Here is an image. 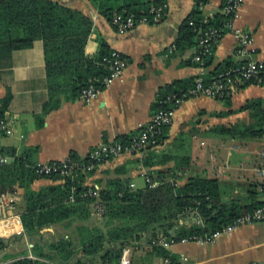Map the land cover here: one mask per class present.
Wrapping results in <instances>:
<instances>
[{"label": "crops", "instance_id": "crops-1", "mask_svg": "<svg viewBox=\"0 0 264 264\" xmlns=\"http://www.w3.org/2000/svg\"><path fill=\"white\" fill-rule=\"evenodd\" d=\"M54 1L78 9L93 20L96 32L87 47L89 54H94L98 50L96 37L97 33H100L111 49L120 51L127 57L129 68L111 86L103 88L98 99L90 103L81 98L74 101L62 99L57 109L44 116L43 124L39 127V116L43 114L44 105L50 98L44 45L42 41H37L30 49L14 51L0 66V108L3 99L11 93L12 102L5 112L15 119L14 133L10 136H0V149L4 153L0 160L7 158L8 163L25 156L31 164L62 161L72 155L85 159L102 142H117L121 136L138 133L140 124L148 123L156 112L157 99L166 94V87L174 82L200 76L211 77L212 72L226 61L233 65L249 60L264 61V0H246L240 18L236 21L237 27L252 40L250 55L240 56L235 37L231 33H226L206 59L204 67L193 61L196 46L169 53V48L179 38L183 23L195 8V0H167V14L161 23L139 25L126 34L118 33L110 21L100 15L88 0ZM224 3L225 0H211L204 14L213 18L218 14L222 15L221 8ZM259 98L264 99V81L234 89L230 105L223 100L205 96L189 98L178 110L172 125L168 128L165 134L167 138L152 150L157 154L189 155L192 158V169L185 173L183 180L179 182L180 185L193 173L207 177V173L213 172L220 177L208 178L218 179L228 193L245 198L252 189L256 190L258 200L264 202V178L256 174L260 153L249 169L252 173L246 174L248 170L245 167L252 162L250 158L252 153L245 155L249 159L246 157L234 161L230 157L241 152V144L237 140H231L234 142L231 149L223 144L220 154L211 156L209 160L213 164L210 166H214L212 168L208 163L206 165L204 159L206 157L203 154L207 148L201 150L197 145L199 139L197 135L187 132V128L197 122H201L198 125L203 127L201 130L220 125L248 123L249 112L240 109L247 102ZM221 113L227 115L216 116ZM180 134L191 136L188 145L184 142L183 147L179 145L182 144L178 139ZM241 142L249 146L262 143L264 145V139ZM207 145L201 142V146H210ZM148 152L149 150L141 155L124 154L101 163L85 180V185L100 187L110 180L123 179L129 180L130 184H135L137 188L136 181L139 177L146 182L145 174L148 169L140 160ZM236 162V167H244L245 173L227 176V172ZM173 166L174 162H169L160 167ZM59 183L60 181L43 178L36 180L31 188L39 191ZM13 190L0 191V196L15 195L19 208L24 190L19 186ZM18 208L17 217L0 221V243L3 242V248H0V264L25 258L26 253L29 254L27 255L29 258H35L32 249L41 241L47 243L69 237L78 241L80 238L76 234L78 227L92 228L100 222L95 211H92L88 221L78 222L69 228L64 225L52 226L44 229L41 237L32 238L25 234ZM5 210V206L0 202V219L5 216ZM197 221L196 217L183 219L179 226L189 227ZM58 228H62L61 235L55 232ZM169 252L175 256L176 264L264 262V222L241 226L214 243L177 244L171 247ZM164 260V257L146 246L135 255L134 262L165 264Z\"/></svg>", "mask_w": 264, "mask_h": 264}, {"label": "trees", "instance_id": "trees-1", "mask_svg": "<svg viewBox=\"0 0 264 264\" xmlns=\"http://www.w3.org/2000/svg\"><path fill=\"white\" fill-rule=\"evenodd\" d=\"M88 1L112 23L115 13L142 16L152 6L165 4L167 0ZM203 18V11L193 10L181 27L175 42L176 50L194 46L197 48L199 31L206 27L202 24ZM225 19L224 15L218 14L210 25L219 27ZM192 20L194 25L190 24ZM95 32L94 22L89 16L57 1L0 0V66L14 51L30 49L37 41H42L44 45L50 98L44 105L43 114L39 116V127L43 124L44 116L57 109L62 99H79L91 83L109 74L103 59L113 49L100 33L96 37L98 50L94 54L87 52ZM238 65L226 61L212 72L211 77H200L204 78V84L208 86L221 73ZM196 80L193 78L174 82L166 87V94L159 98L193 88ZM254 83H246L241 87ZM12 98V94L8 93L2 101L0 113L8 109ZM223 101L230 105V98ZM155 106L157 111L158 104ZM240 111L249 112L248 123L220 125L209 130V134L241 141L264 139V99H253ZM223 115L227 113L216 114L217 117ZM170 126L162 129L156 144L140 160L155 185L147 184L144 188L132 189L129 180L114 179L99 187L98 198L84 196L89 189H95V186L85 185V180L95 170L74 178L43 177L60 183L34 191L32 184L43 179L35 173L37 164L29 163L26 156L7 164L0 161V191H14L16 186L24 190L19 208L16 203V212L18 208L25 234L29 237H41V232L52 226L64 225L69 228L78 222L88 221L98 202L105 207L104 217L98 225L77 228L75 233L80 237L78 241L70 237L47 243L41 241L32 249L35 258H29L26 253L25 258L4 264H118L123 249L129 244H134L136 248L152 247L154 253L176 264V258L169 250L154 243L157 237L174 235L180 239L190 235L205 236L264 206V202L258 200L256 190H249L245 198L235 196L228 193L215 178L193 173L180 185L185 173L192 169V158L189 155L157 154L152 150L167 138L165 134ZM134 135L121 136L117 142L126 145ZM183 135L178 137L181 147L184 146ZM185 135L191 138L189 134ZM3 154L0 149V156ZM71 157L79 160L76 155ZM169 162H174V166L160 167ZM193 217L202 223H194L189 227L179 226L181 220ZM0 248H3V242Z\"/></svg>", "mask_w": 264, "mask_h": 264}, {"label": "built area", "instance_id": "built-area-1", "mask_svg": "<svg viewBox=\"0 0 264 264\" xmlns=\"http://www.w3.org/2000/svg\"><path fill=\"white\" fill-rule=\"evenodd\" d=\"M246 0H227L221 8L222 15L226 17L222 25L215 27L210 25L213 16L204 14L202 24L205 29L199 31L198 45L196 53L193 56V61L204 67L206 58L209 57L213 50L220 43L226 33H231L238 42V53L242 57L250 55L252 40L248 34L237 27L236 21L240 18L241 10ZM211 0H202L195 2V8L199 11H205ZM167 3L154 5L150 8L147 14L137 16L135 14L115 13L112 18V25L120 34H126L139 25L159 24L163 21L167 14ZM194 25V20L190 22ZM176 50V44H172L169 48V53ZM103 64L109 70V74L96 82L91 83L83 90L80 98L90 103L98 99L103 88L111 86L116 80L120 79L125 71L129 68L127 57L120 51L112 50L110 55L104 57ZM264 81V61L249 60L238 66L221 73L210 85L204 84V78L199 77L196 80V85L185 91L178 93L167 94L158 98V110L152 116L151 120L146 124H140L139 131L131 137L128 144L121 142H102L96 146L85 159H74L68 157L62 161H53L48 163H39L35 167V173L39 178L46 176L60 177H79L81 174L93 172L98 165L110 159L118 158L124 154L137 155L142 154L150 147L156 144L157 136L161 134L162 129L172 125L178 110L183 106L187 99L196 96H205L213 99L224 100L231 98L234 89H239L246 83H262ZM100 83V85H98ZM15 119L4 113H0V136H10L14 133ZM1 163L7 164L8 159L3 158ZM256 174L260 178H264V149L260 153L259 167L256 169ZM147 184L154 186L151 179L145 174ZM130 187L135 189V184L131 183ZM84 196L99 197V187L89 189ZM73 199V197H72ZM0 202L5 206V216L0 219L17 217L16 215V197L15 195L0 196ZM94 211L99 220H102L105 214V207L98 202L94 206ZM264 222V206L256 208L254 211L240 216L234 222L222 229L216 230L208 235H190L177 239L174 235L170 237L161 235L156 238L154 243L169 250L177 244H198L205 245L214 243L223 236L230 235L241 226L251 225L253 223ZM197 224L202 221L198 220ZM152 249V247H150ZM142 247L135 248L134 244L127 245L123 251L118 264H135V255L141 251ZM165 264H173L172 260L165 258ZM252 264H264V262H253Z\"/></svg>", "mask_w": 264, "mask_h": 264}, {"label": "rangeland", "instance_id": "rangeland-1", "mask_svg": "<svg viewBox=\"0 0 264 264\" xmlns=\"http://www.w3.org/2000/svg\"><path fill=\"white\" fill-rule=\"evenodd\" d=\"M200 124H201V122L191 124V126L189 128H187L188 129L187 132L188 133L189 132L194 133L197 135V137L199 138L197 141V145L201 150H203L204 148H207V150H205L206 152H204L205 154H203V155L206 157V158H204L206 161V165L208 163L210 166V165H213V164H211L212 163L211 160H209L211 158V156L212 155H219L220 154L219 151H221L220 148L223 146V144L226 145L229 149H231L234 142H232L231 139H226V138H222V137H218V136H212L211 133L209 134V130H211L212 128L209 127L208 130H201V129H203V127L199 126L200 127L199 128L198 125H200ZM182 139H183L182 142H184L187 145L189 144L190 139L187 138L185 134L182 136ZM201 142H205L206 145L208 144L210 146L209 147L201 146ZM237 142L241 144V149H240L241 152L237 153L236 155L231 156L230 158L233 159L234 161H238L242 158L245 159L247 157V156H245L246 154L252 153L250 156V158L252 159V162L247 164L245 167V169L248 170V172L246 174L252 173V170H249V169L253 166V164L257 160L258 153H261V151L264 149V145L262 143V144H256V145L249 146V145H246L243 142H241V140H237ZM247 159H249V157H247ZM246 161L248 163V160H246ZM236 164H237V162L234 164L233 167H231L232 169H230L227 172V174H226L227 176H230V175L236 176V175H240L241 173H245L246 170L244 169V167L243 168L236 167L237 166ZM238 164H239V162H238ZM210 167L214 168V166H210ZM194 168H195V165H194ZM198 168H199V166H198ZM212 171H214V170L212 169ZM216 172H218V169ZM194 174H197V173H194ZM206 176L207 177H215V176H219V175L211 172V174L207 173ZM136 184H137L136 189H140V188L145 187L146 182L144 181V179L142 177H139L136 181ZM61 229L62 228H58L57 231H55L57 233V235H61V231H62ZM48 239L50 240V238H48ZM51 240H54V238H51ZM139 264H145V263L140 262Z\"/></svg>", "mask_w": 264, "mask_h": 264}]
</instances>
